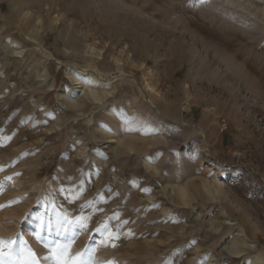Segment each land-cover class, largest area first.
<instances>
[{
	"label": "rangeland",
	"instance_id": "374dc122",
	"mask_svg": "<svg viewBox=\"0 0 264 264\" xmlns=\"http://www.w3.org/2000/svg\"><path fill=\"white\" fill-rule=\"evenodd\" d=\"M263 7L0 0V264H264Z\"/></svg>",
	"mask_w": 264,
	"mask_h": 264
},
{
	"label": "bare ground",
	"instance_id": "6f19581e",
	"mask_svg": "<svg viewBox=\"0 0 264 264\" xmlns=\"http://www.w3.org/2000/svg\"><path fill=\"white\" fill-rule=\"evenodd\" d=\"M248 2H251V0H247ZM252 1H257L259 3H264V0H252ZM264 8V7H263ZM48 9L50 10L51 8L48 7ZM38 47V46H37ZM22 49L19 51L18 50V54H22ZM17 55V54H16ZM46 55V54H45ZM69 70V69H68ZM83 72H86V73H83ZM73 73L75 75H77L78 78H76L75 76H73V78H75V82L72 83V87H65L62 89L61 93H59V95H61L62 99H58V103L57 105L59 106H64L65 103L63 102L64 100L66 101L68 98L67 97H73V96H79V100L77 104L79 103H85V99H90L91 98V95L94 96L95 99H100L99 98V95L97 94V92H94L92 90V86H88L89 85H92V84H95L96 83H100V82H103L105 80V77L101 74V71H99L98 68H88V69H81L79 67H74L73 69ZM124 74V73H123ZM73 75V74H72ZM89 81V83H88ZM94 85V86H95ZM88 86V87H87ZM93 86V87H94ZM97 86V85H96ZM96 88V87H95ZM71 97V98H72ZM65 107V106H64ZM102 126V125H101ZM103 127V126H102ZM84 128V127H83ZM105 130V129H104ZM85 132V130H84ZM96 137V135H95ZM97 138V137H96ZM119 140L115 137H109V140L107 142H104V143H107L108 144V147H111L110 144L112 143H115V142H118ZM125 146L133 151L135 150L133 144H125ZM113 153L115 155H120V154H123L125 153V149L124 148H121V147H113ZM160 193V192H159ZM159 193H156L155 195H159ZM163 194H165V196L172 202L175 201V199L180 196L184 199V201H189L191 198H192V195L189 191L188 188H181V187H177L175 185H172V184H166L165 187H163ZM34 215H31L30 217L33 218ZM244 233L243 231H241L237 238L239 241H245V238H244ZM242 251L238 248H235L233 246H225L222 250H221V255H224V257L228 258L230 256H233L235 254H238V253H241Z\"/></svg>",
	"mask_w": 264,
	"mask_h": 264
},
{
	"label": "snow or ice",
	"instance_id": "6c2138e0",
	"mask_svg": "<svg viewBox=\"0 0 264 264\" xmlns=\"http://www.w3.org/2000/svg\"><path fill=\"white\" fill-rule=\"evenodd\" d=\"M4 243H5L4 241H0V246H2ZM2 255H3V252L0 251V256H2ZM77 255L79 256L80 254L78 253ZM31 264H35V261L34 260L31 261ZM64 264H69V262L65 261ZM73 264H87V262L84 260H80L78 262H73Z\"/></svg>",
	"mask_w": 264,
	"mask_h": 264
}]
</instances>
